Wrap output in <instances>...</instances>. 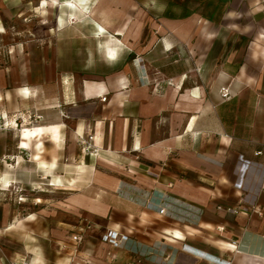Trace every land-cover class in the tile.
Returning a JSON list of instances; mask_svg holds the SVG:
<instances>
[{
  "label": "crops",
  "instance_id": "0c3cea01",
  "mask_svg": "<svg viewBox=\"0 0 264 264\" xmlns=\"http://www.w3.org/2000/svg\"><path fill=\"white\" fill-rule=\"evenodd\" d=\"M64 5L41 81L20 92L42 99L40 124L0 150L48 209L0 222V264H264V0Z\"/></svg>",
  "mask_w": 264,
  "mask_h": 264
},
{
  "label": "rangeland",
  "instance_id": "374dc122",
  "mask_svg": "<svg viewBox=\"0 0 264 264\" xmlns=\"http://www.w3.org/2000/svg\"><path fill=\"white\" fill-rule=\"evenodd\" d=\"M64 4L66 0H0V138H5V142L0 143V150L2 146L11 147L12 138H21L22 128L23 136L29 137V128L40 124L41 120H34L35 113L31 108L43 105L42 99L35 100L20 92L30 87V82L41 81L43 61L55 49V39L51 40L50 35L51 24L56 20L55 8L65 7ZM61 17L71 23L76 22L77 17L81 19L84 16L73 13ZM65 33L76 36L79 32L68 30ZM68 46L69 42L65 41V51L70 49ZM24 157L27 159L29 155ZM6 168L11 167L7 165ZM2 171L4 168L0 167V222L11 221L13 215H29L33 212L41 217L37 220H42L44 216L41 215L48 208L28 205L30 199L35 200L30 194H37L41 198L45 195L44 191L30 190L28 187L29 179L34 176L30 174L33 169L23 165L20 174L16 176L17 180L12 177V173L3 175ZM5 179L10 186L4 187L1 184ZM12 180L19 181L20 187L11 186ZM49 195L53 199L59 198L57 191ZM15 199H21L27 205L18 206ZM15 224L8 223L3 229L6 232L3 236H11L14 227L23 231L29 226L25 221Z\"/></svg>",
  "mask_w": 264,
  "mask_h": 264
},
{
  "label": "built area",
  "instance_id": "2783aa9c",
  "mask_svg": "<svg viewBox=\"0 0 264 264\" xmlns=\"http://www.w3.org/2000/svg\"><path fill=\"white\" fill-rule=\"evenodd\" d=\"M140 67L143 68V65L141 64ZM137 82L140 83V84H148L149 83L148 76L144 73V75L142 77L137 79ZM221 95H222V97H227L228 96V89L227 88H221ZM33 118H34L35 121H37V120H41L42 116L39 115V114H34ZM78 138L80 139L81 143H85V140H83V138H84L83 135H78ZM88 139L92 140V136L89 135ZM88 148H89V146L87 145L86 148H84V149H88ZM96 151H97V149H94V152H96ZM227 210L229 212H231V213L239 214V213H242V212L246 213L248 208L247 207L237 206V207H233V208L232 207L227 208ZM253 211H254V208H253ZM124 239L125 238L120 237L117 234V232H109L108 234H106L104 236V240L106 242H108L112 246H117V245L121 244V242ZM70 240L72 242H74V243L82 242V240H83L82 229H80L78 233L73 234L71 236ZM11 264H28V262L25 259H20L18 261H12Z\"/></svg>",
  "mask_w": 264,
  "mask_h": 264
}]
</instances>
